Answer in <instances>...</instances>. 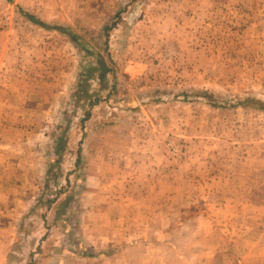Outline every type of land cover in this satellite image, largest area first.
Segmentation results:
<instances>
[{
  "label": "rangeland",
  "instance_id": "rangeland-1",
  "mask_svg": "<svg viewBox=\"0 0 264 264\" xmlns=\"http://www.w3.org/2000/svg\"><path fill=\"white\" fill-rule=\"evenodd\" d=\"M68 257L264 264V0H0V264Z\"/></svg>",
  "mask_w": 264,
  "mask_h": 264
},
{
  "label": "crops",
  "instance_id": "crops-1",
  "mask_svg": "<svg viewBox=\"0 0 264 264\" xmlns=\"http://www.w3.org/2000/svg\"><path fill=\"white\" fill-rule=\"evenodd\" d=\"M57 6L59 5V4H57V3H55ZM71 4V3H70ZM52 6H53V3L51 4ZM99 149H101L100 147H99ZM72 213H73V210H71L70 211V215L68 216L69 218H70V216L72 215ZM93 213L95 214V215H100L99 213V211H98V213H96V211H93ZM83 221V220H82ZM77 229H79V228H77ZM48 257V255H44V258H47ZM44 261V260H43ZM48 261L49 262H53V261H55V259L52 257V260L50 259V257H48ZM85 261H87L86 259L84 260L83 258H79V257H73V258H66V259H64V261H62V264H85ZM46 262L47 261H44V264H46ZM63 262H65V263H63ZM48 264V263H47Z\"/></svg>",
  "mask_w": 264,
  "mask_h": 264
},
{
  "label": "trees",
  "instance_id": "trees-1",
  "mask_svg": "<svg viewBox=\"0 0 264 264\" xmlns=\"http://www.w3.org/2000/svg\"><path fill=\"white\" fill-rule=\"evenodd\" d=\"M26 17H27L28 19H31V18H30L29 16H27V15H26Z\"/></svg>",
  "mask_w": 264,
  "mask_h": 264
}]
</instances>
